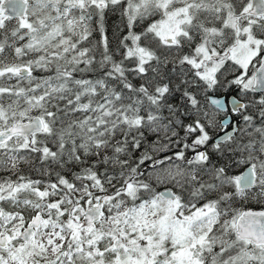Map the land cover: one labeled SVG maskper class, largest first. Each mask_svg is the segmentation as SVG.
<instances>
[{"label":"snow or ice","instance_id":"obj_1","mask_svg":"<svg viewBox=\"0 0 264 264\" xmlns=\"http://www.w3.org/2000/svg\"><path fill=\"white\" fill-rule=\"evenodd\" d=\"M0 264H264V0H0Z\"/></svg>","mask_w":264,"mask_h":264},{"label":"trees","instance_id":"obj_2","mask_svg":"<svg viewBox=\"0 0 264 264\" xmlns=\"http://www.w3.org/2000/svg\"><path fill=\"white\" fill-rule=\"evenodd\" d=\"M116 17H112L110 22H109V33L111 34V30H112V21H115Z\"/></svg>","mask_w":264,"mask_h":264}]
</instances>
